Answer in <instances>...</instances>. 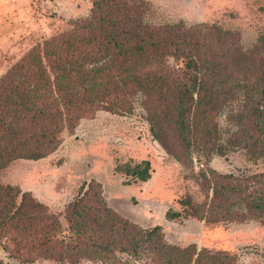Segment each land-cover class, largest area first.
I'll use <instances>...</instances> for the list:
<instances>
[{
  "label": "trees",
  "instance_id": "trees-1",
  "mask_svg": "<svg viewBox=\"0 0 264 264\" xmlns=\"http://www.w3.org/2000/svg\"><path fill=\"white\" fill-rule=\"evenodd\" d=\"M144 0H92L90 15L35 45L0 77V242L20 263L239 264L228 251L166 240L109 206L100 182L83 183L58 215L2 182L17 160L37 161L62 133L97 111L144 110L151 135L176 160L242 151L264 160V38L251 46L216 23H154ZM125 184L152 176L149 160L115 167ZM204 201L187 196L169 221L264 226V171L200 172ZM0 264H8L0 257ZM260 264H264V261Z\"/></svg>",
  "mask_w": 264,
  "mask_h": 264
},
{
  "label": "rangeland",
  "instance_id": "rangeland-1",
  "mask_svg": "<svg viewBox=\"0 0 264 264\" xmlns=\"http://www.w3.org/2000/svg\"><path fill=\"white\" fill-rule=\"evenodd\" d=\"M144 1L151 9L148 18L154 23H216L239 32L246 47L264 38V0ZM91 9L92 0H0V77L35 45L70 28L74 19L90 15ZM144 112L140 107L126 115L100 110L84 117L75 128L62 133L60 145L47 157L17 160L2 173L1 180L31 192L65 226L66 208L80 186L95 180L102 184L109 206L117 213L143 228L161 225L171 244L196 242L199 248L238 255L239 264L262 263L264 226L256 222L209 225L193 219L169 221L166 213L181 210L179 200L187 196L204 201L200 172L210 168L223 174L263 172L264 160L248 161L242 151H234L209 160L194 153L192 160L178 161L153 138ZM130 160H149L151 178L125 184L115 167ZM5 241L0 242V257L8 264H21L4 251ZM138 262L149 263L144 258ZM29 264L57 263L40 260Z\"/></svg>",
  "mask_w": 264,
  "mask_h": 264
}]
</instances>
